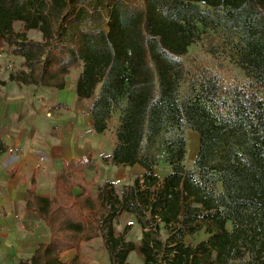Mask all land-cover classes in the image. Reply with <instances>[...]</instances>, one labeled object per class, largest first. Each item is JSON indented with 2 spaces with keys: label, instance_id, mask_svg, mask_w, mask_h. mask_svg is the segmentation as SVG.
Wrapping results in <instances>:
<instances>
[{
  "label": "trees",
  "instance_id": "1",
  "mask_svg": "<svg viewBox=\"0 0 264 264\" xmlns=\"http://www.w3.org/2000/svg\"><path fill=\"white\" fill-rule=\"evenodd\" d=\"M137 1L0 0V38L27 69L11 80L62 90L72 70L82 68L77 94L93 100V132L106 133L121 110L117 143L105 161L146 171L121 198L112 185L93 197L85 173L98 166L88 154L66 165L53 199L32 189L27 210L51 238L20 264H63V253L101 236L111 264H129L136 247L127 232L117 236L114 229L122 213L134 215L144 230V264H264V99L252 90L264 87V0ZM221 25L240 38L249 84H227L208 67L185 65L200 26ZM31 31L42 40L29 39ZM168 127L193 130L200 145L196 169H186V141L177 136L168 159L172 171L161 182L157 159L146 148ZM8 151L0 136V158ZM200 222L211 227V238L186 245L184 237ZM162 225L170 230L167 239ZM243 244L251 260L237 262L247 253Z\"/></svg>",
  "mask_w": 264,
  "mask_h": 264
},
{
  "label": "crops",
  "instance_id": "2",
  "mask_svg": "<svg viewBox=\"0 0 264 264\" xmlns=\"http://www.w3.org/2000/svg\"><path fill=\"white\" fill-rule=\"evenodd\" d=\"M24 70L27 71L25 59L10 55L9 46L0 38V136L10 148L0 158V208L3 215L13 217L11 220L4 219L10 225L4 239L10 241L19 238L17 250L22 256L29 257L22 260L27 261L39 245L49 243L51 238L47 225L35 212L27 210L32 189L38 195L53 199L58 177L66 165L79 162L88 154L92 155L98 166L97 171L85 173L93 197L107 185H112L119 196L118 189L132 186L136 179L143 178L146 171L140 167L142 174L133 180L131 175L126 177L124 173H114L112 166L116 165L112 161H105L113 155L117 140H108L105 137L107 132L96 135L92 130L90 108L93 100L82 99L77 94L82 68L72 70L62 90L25 86L11 80L12 75ZM79 192L80 189L76 188V193ZM14 219L21 224H33L30 237L24 238L27 231L17 228ZM123 220L127 222L120 229ZM129 226L126 240L133 243L136 249L129 255L128 263L144 264L145 257L140 252L144 230L137 218L122 213L114 221L117 236L125 233ZM103 238L101 236L85 244L79 251L63 253L62 263L111 264ZM132 259H135L134 263Z\"/></svg>",
  "mask_w": 264,
  "mask_h": 264
},
{
  "label": "rangeland",
  "instance_id": "3",
  "mask_svg": "<svg viewBox=\"0 0 264 264\" xmlns=\"http://www.w3.org/2000/svg\"><path fill=\"white\" fill-rule=\"evenodd\" d=\"M137 3L141 4L142 0H138ZM16 30H20L21 25H16ZM29 39L40 41L42 39V34L38 31H31L29 33ZM6 51H4V54ZM242 52V44L240 41L239 36L229 30L227 27L219 26L218 29H210L203 26H200L199 38L198 40L189 48V52L184 57L185 65L190 70L196 66H205L209 69H212L225 83L227 84H234V83H242V84H249L250 76L248 71L241 65L240 56ZM10 55L15 56L12 54L10 49ZM9 56V54H8ZM19 57V56H17ZM256 92L261 98L264 99V87H257L255 86L252 89ZM182 98L184 99L187 95V85L185 83L182 84L181 87ZM121 115V110L118 109L115 118L112 120L110 124V128L105 134V137L108 140L113 141L116 138L117 127L119 124V118ZM182 136L186 141V148L187 154L184 160V165L186 169L195 170L196 169V158L199 151L200 145V136L198 133L194 132L193 130L184 127L181 129L168 127L165 129L162 134L157 138V140L150 146L146 148V152L151 155L155 156L157 159V166L155 167L154 173L160 178L161 182L164 181L165 177L172 171V166L169 163L170 153L172 151L173 140L177 136ZM117 140V139H116ZM226 159H234V154H225ZM241 162L246 164V160L242 159ZM112 171L114 173H124L126 177L131 175V178H136L142 174L140 166L132 167L131 166H112ZM105 172V171H104ZM140 179V178H139ZM128 188L124 186L122 189H118L119 197L121 198L124 194L125 189ZM222 191V186L219 183L216 186L215 192L220 193ZM3 216V217H2ZM8 216V217H7ZM15 218V217H14ZM11 220L13 217L5 214L3 215L2 210L0 208V264H19L20 261L23 259H28L27 256H22L17 250V240H5L4 238L8 235L9 224L4 221ZM16 220V219H14ZM17 222V220H16ZM127 220H123L121 223L124 224ZM17 228H20L22 231H27L26 236L24 238L30 237L31 227L33 224L31 222L21 224L17 222L15 225ZM229 229L232 230V225L229 226ZM130 231L129 228L125 229V232ZM249 236H253V232L251 231V226H248ZM211 227L209 225L200 222V229L193 234H188L184 237V243L189 246L196 247L199 244L208 241L211 238ZM134 235V234H133ZM161 235L163 239H167L170 235V230L166 229L162 225ZM134 239V236L132 238ZM21 240V239H20ZM104 240V238H103ZM249 244H243L242 249L247 253L242 258H237L236 261H250L251 255L248 253L247 247ZM135 255V254H134ZM135 259H132L131 262H135Z\"/></svg>",
  "mask_w": 264,
  "mask_h": 264
}]
</instances>
